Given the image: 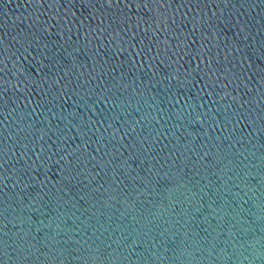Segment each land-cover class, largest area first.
Here are the masks:
<instances>
[{"label":"water","instance_id":"95a60500","mask_svg":"<svg viewBox=\"0 0 264 264\" xmlns=\"http://www.w3.org/2000/svg\"><path fill=\"white\" fill-rule=\"evenodd\" d=\"M0 264H264V0H0Z\"/></svg>","mask_w":264,"mask_h":264}]
</instances>
